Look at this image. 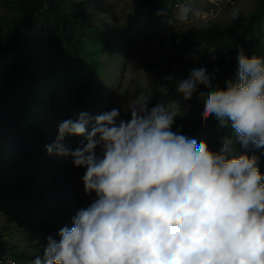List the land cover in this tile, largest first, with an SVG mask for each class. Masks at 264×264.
Here are the masks:
<instances>
[{
	"label": "clouds",
	"instance_id": "obj_1",
	"mask_svg": "<svg viewBox=\"0 0 264 264\" xmlns=\"http://www.w3.org/2000/svg\"><path fill=\"white\" fill-rule=\"evenodd\" d=\"M236 60L235 78L223 87L204 67L156 85L167 96L174 84L186 101L206 89L199 92L202 121L234 134L221 136L216 151L173 131L180 106L149 107V95L137 97L129 119L113 108L61 122L46 151L71 156L84 169V192L95 198L59 229L58 240L47 237L30 264H264V173L254 154L264 148V57L240 49ZM69 135L83 136L81 146L65 147Z\"/></svg>",
	"mask_w": 264,
	"mask_h": 264
},
{
	"label": "rangeland",
	"instance_id": "obj_2",
	"mask_svg": "<svg viewBox=\"0 0 264 264\" xmlns=\"http://www.w3.org/2000/svg\"><path fill=\"white\" fill-rule=\"evenodd\" d=\"M58 1L73 12L85 14L89 25L96 31H103L111 42V54L100 52V71L95 75V86L89 95L86 113L96 116L118 108L121 119H129L127 109L138 96H152L149 107L158 102L163 104L162 95L156 88L157 84L164 82L155 45L159 31H173L183 37H193L209 25L228 26L237 18L232 15L235 8L239 9V14L250 15L260 4V0H214L213 3L211 0H177L174 7L163 11L159 19L149 21L145 16L136 15V0ZM185 8L189 9L186 19L182 18ZM2 17L11 19L14 13L0 7ZM8 38L9 29L0 20V41ZM262 44L264 47V36ZM195 51L190 60L193 64L204 61L208 55H216L214 49L207 45ZM13 62L11 53L0 55V81L4 73L10 71ZM54 68L58 79L51 82V90H55L66 113L76 120L82 113L74 100L82 75L74 71L65 72L59 65H54ZM199 91L200 88L191 100L179 99L170 103L180 106L173 131L182 127L191 129L197 120L202 119L204 105L197 98ZM26 118L45 133V145L34 139L26 121H17L13 108L0 101V142L3 147L0 174L6 177L7 182L35 179L48 184L52 190L43 208L22 210L0 202V234L11 241V248L16 252L41 255L47 237L51 235L58 240L59 229L65 225L71 226V218L78 209L87 207L93 201L95 193L89 195L84 192L81 180L84 169L75 167L71 156L49 155L46 151L45 146L56 141L58 126L65 121L52 108L50 90L40 92ZM218 132L215 123L204 122L193 138L198 142L206 141L209 148L214 149L215 145L219 147ZM226 134L230 137L234 135L230 127ZM83 141V136L69 135L63 144L75 150ZM13 163H18L20 168H9ZM16 259L21 264H30L31 261L21 257Z\"/></svg>",
	"mask_w": 264,
	"mask_h": 264
},
{
	"label": "trees",
	"instance_id": "obj_3",
	"mask_svg": "<svg viewBox=\"0 0 264 264\" xmlns=\"http://www.w3.org/2000/svg\"><path fill=\"white\" fill-rule=\"evenodd\" d=\"M176 1L136 0L135 13L154 21L159 19L163 11L174 7ZM0 7H6L14 13L11 19L0 18L9 29V38L0 41V55L11 53L14 57L10 71L5 72L0 81V101L13 108L17 121H26L34 139L45 145V133L26 120L40 92L50 90L52 108L64 120L72 119L62 108L55 90H51V82L58 79L54 65H59L65 72L74 71L82 75L74 100L78 110L86 112L89 109V95L95 86V75L100 71V52L111 54V42L103 31H96L89 25L85 14L73 12L58 0H0ZM263 24L264 0H260L253 13L239 14L228 26L209 25L193 37H183L169 31L166 39L170 45L157 52L160 73L164 77L171 75L186 79L192 68L204 67L209 73H215L213 83L223 87L225 80L235 78L236 57L240 49L247 56L255 54L264 57ZM204 45L211 46L216 55H208L204 61L193 64L190 61L193 52ZM199 88V92L206 91L202 85ZM162 99L163 104L168 105L183 98L175 93L174 84L169 83V95H162ZM208 122L215 123L219 128L217 140L220 147V137L227 135L229 127L221 128L214 120ZM203 124L202 119L197 120L191 129L182 127V133L193 138ZM219 147L215 145L211 150L216 151ZM235 148L239 149L240 146L235 144ZM2 151L0 142V156ZM254 154L259 156L260 171L264 173V148L254 150ZM11 167L20 168L18 163L10 164ZM51 190V186L35 179L7 182L6 177L0 174V202L22 210L43 208ZM11 246V241L0 234V252L10 251L15 258L21 257L28 261L39 255L22 254Z\"/></svg>",
	"mask_w": 264,
	"mask_h": 264
},
{
	"label": "built area",
	"instance_id": "obj_4",
	"mask_svg": "<svg viewBox=\"0 0 264 264\" xmlns=\"http://www.w3.org/2000/svg\"><path fill=\"white\" fill-rule=\"evenodd\" d=\"M214 0H211L213 3ZM169 32L167 31H159L156 35V50L157 52L162 51L163 49L167 48L170 45V42L166 39L168 37ZM189 105V103H188ZM0 264H21L19 261L14 257V255L9 251L0 252Z\"/></svg>",
	"mask_w": 264,
	"mask_h": 264
}]
</instances>
